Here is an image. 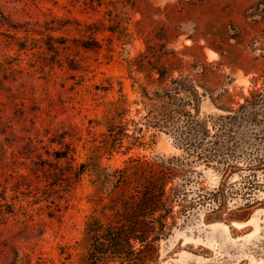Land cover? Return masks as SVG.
<instances>
[{
  "label": "rangeland",
  "instance_id": "rangeland-1",
  "mask_svg": "<svg viewBox=\"0 0 264 264\" xmlns=\"http://www.w3.org/2000/svg\"><path fill=\"white\" fill-rule=\"evenodd\" d=\"M0 12L38 30L49 23L70 22L69 30L54 33L66 40L56 57L47 51L45 38L39 49L18 51L0 27V63L8 55L13 58L11 68L0 67V168L8 169H0V196L5 191L15 212L5 221L0 219V264L85 263L89 247L85 222L97 209L90 201L95 195L92 176L85 174L65 194L61 211L48 217L45 203L34 196L43 190L46 178L29 170L37 152L32 145L41 146L39 151L46 157L47 150L59 148L51 138L66 132V140L76 147L77 161L85 162L106 133L112 103L125 98L123 120L137 121L144 113L140 86L151 92L158 88L147 77L156 79L149 67L138 68L141 55L166 67L177 58L204 64L207 84L214 94L224 89L233 94L231 106L252 87L264 88V0H0ZM78 22L102 29L96 34L102 45L98 52L78 45L88 40L76 31ZM70 60L78 69L69 67ZM189 70L187 65L184 74ZM179 74L174 70V77ZM218 104L205 98L201 115L222 113ZM132 128L129 124V134ZM142 134L150 145L133 148L127 155L121 148L112 157H103L101 165L121 167L128 155L181 154L165 133L144 130ZM196 170L205 187L216 188L223 181L211 167L199 165ZM237 178L238 172L233 173L231 182ZM258 179L264 180L260 172ZM240 185L238 181L235 187ZM16 187L23 192L17 196L20 201L13 200ZM240 193L227 197L228 210L243 205ZM255 199L264 201V190L255 191ZM0 202H4L1 197ZM208 213L209 207L196 208L174 228L160 243L157 264H264L263 203H254L243 220L208 222Z\"/></svg>",
  "mask_w": 264,
  "mask_h": 264
},
{
  "label": "trees",
  "instance_id": "trees-1",
  "mask_svg": "<svg viewBox=\"0 0 264 264\" xmlns=\"http://www.w3.org/2000/svg\"><path fill=\"white\" fill-rule=\"evenodd\" d=\"M76 25V31L88 39L77 40L78 45L84 50L98 52L102 45L96 34L102 29L94 23L81 25L78 22ZM69 26L70 22H55L38 30L28 22H13L0 12V27H4L10 39L8 44H14L18 51L39 49L41 38H45L47 51L59 56L66 40L54 33L63 28L69 30ZM12 65L13 58L9 55L0 63L2 69ZM68 65L78 69L71 60ZM187 65L192 70L184 74ZM202 65L184 63L177 58L166 67L141 55L137 60L138 68L149 67L156 79L147 77L157 82L158 88L151 92L146 86H140V110L144 113L137 121L123 120L127 113L125 98L112 103L110 112L113 115L106 123V133L85 162L77 161L76 147L66 140L69 137L66 132L51 138L50 142L59 148L47 150L46 157L39 151L41 146L29 143L37 151L29 170L37 178L41 172L46 178L43 190H37L34 196L45 203L48 217L61 211L65 194L70 193L85 174L92 176L95 195L90 201L97 209L85 222L84 233L89 247L84 264H157L160 243L167 240L174 228L181 226L196 208L209 207L208 222H229L243 220L254 203L264 204L255 199V191L264 190V180L258 179V172L264 178V88L252 87L236 106H231L233 94L227 89L214 94L205 80L207 71ZM173 69L180 74L174 77ZM252 80L256 83L259 77ZM262 80L264 85V75ZM207 97L212 102H220L217 108L222 113L201 115L200 106ZM129 124L133 126L130 134L127 132ZM144 130L165 133L181 154L149 158L128 155L121 167L111 169L101 165L103 157H112L121 148L127 155L133 148L150 145L142 134ZM199 165L221 173L223 181L218 187L203 186L201 173L196 170ZM0 169L8 171L6 167ZM235 172L238 178L231 182ZM19 178L25 176L19 175ZM238 181L241 185L236 188ZM20 189H14L13 200L20 201L17 197L23 193ZM4 192L0 196L4 201L0 202L1 221L15 214L14 203L7 201ZM239 192L243 205L235 211L228 210L227 197Z\"/></svg>",
  "mask_w": 264,
  "mask_h": 264
},
{
  "label": "bare ground",
  "instance_id": "bare-ground-1",
  "mask_svg": "<svg viewBox=\"0 0 264 264\" xmlns=\"http://www.w3.org/2000/svg\"><path fill=\"white\" fill-rule=\"evenodd\" d=\"M250 221H252V220H249L248 222H250ZM241 224H238V226H240Z\"/></svg>",
  "mask_w": 264,
  "mask_h": 264
}]
</instances>
